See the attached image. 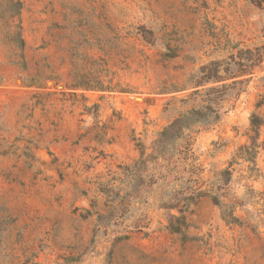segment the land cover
Listing matches in <instances>:
<instances>
[{"label": "rangeland", "instance_id": "rangeland-1", "mask_svg": "<svg viewBox=\"0 0 264 264\" xmlns=\"http://www.w3.org/2000/svg\"><path fill=\"white\" fill-rule=\"evenodd\" d=\"M20 1L22 48L0 0V264H264V0ZM203 106L220 119L147 159Z\"/></svg>", "mask_w": 264, "mask_h": 264}, {"label": "trees", "instance_id": "trees-1", "mask_svg": "<svg viewBox=\"0 0 264 264\" xmlns=\"http://www.w3.org/2000/svg\"><path fill=\"white\" fill-rule=\"evenodd\" d=\"M22 7V2L20 0H7V5H5V11L8 12L9 18H17L18 24L16 31V35L14 36L13 41L18 42L19 46L22 48L24 45L23 39L21 38V25H20V11ZM221 111L220 106H203L198 109H190L187 111V115H183V117L178 118L174 120L172 123H170L167 127H165L159 134L158 138L153 143V150L150 154L147 155V159H155L158 156H165L166 153L164 150L167 149V141L166 138L169 136H173V139H176L177 137H181L183 135L182 131L184 129L190 128L195 123H200L202 125L208 126L211 124H214L220 119ZM186 119L187 124H183L182 120ZM256 118L253 116L251 118V126L254 128V135L250 137L251 142L249 145H243L239 147L238 153L242 155V157L245 160L252 159L255 154L257 153L256 148L258 147V144L256 142L257 135H258V123L255 121ZM257 123V124H255ZM143 155V152H142ZM245 155V156H243ZM248 155V156H246ZM143 157V156H142ZM145 158H141L140 162H145ZM137 162V164H139ZM229 169L226 168L222 172H220V175H226L229 174ZM203 192L198 190L195 191L190 195L186 196L185 198H176L174 201L169 205V208H175L178 207L179 215H172L170 218V223L168 225V228L173 232H181L182 226H185V212L188 207V204L194 201L198 196H200ZM216 203H218V200L214 197ZM180 201H182L180 203Z\"/></svg>", "mask_w": 264, "mask_h": 264}]
</instances>
